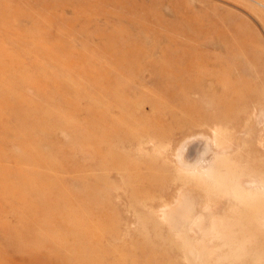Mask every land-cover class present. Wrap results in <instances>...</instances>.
Masks as SVG:
<instances>
[{"label":"rangeland","instance_id":"rangeland-1","mask_svg":"<svg viewBox=\"0 0 264 264\" xmlns=\"http://www.w3.org/2000/svg\"><path fill=\"white\" fill-rule=\"evenodd\" d=\"M0 264H264V0H0Z\"/></svg>","mask_w":264,"mask_h":264},{"label":"bare ground","instance_id":"bare-ground-1","mask_svg":"<svg viewBox=\"0 0 264 264\" xmlns=\"http://www.w3.org/2000/svg\"><path fill=\"white\" fill-rule=\"evenodd\" d=\"M128 22V21H127ZM23 203V202H22Z\"/></svg>","mask_w":264,"mask_h":264}]
</instances>
